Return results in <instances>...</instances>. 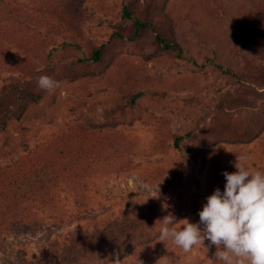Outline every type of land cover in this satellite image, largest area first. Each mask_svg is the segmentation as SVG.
Listing matches in <instances>:
<instances>
[{
	"label": "rangeland",
	"instance_id": "374dc122",
	"mask_svg": "<svg viewBox=\"0 0 264 264\" xmlns=\"http://www.w3.org/2000/svg\"><path fill=\"white\" fill-rule=\"evenodd\" d=\"M16 1L28 2L30 8L34 4ZM126 1L83 0L79 6L89 18L78 31L66 32L62 22L68 21L63 16L62 22L46 19L40 30L45 49L36 69L46 74L67 63L70 75L74 67L79 74L46 91L22 116L13 113L0 125V264H30L35 259H56L61 253L68 259V233H92L121 220L123 212L132 217L145 211L152 216L151 238L122 252V264L137 260L197 264L198 259H215L217 249L208 241L205 248L196 246L190 253L160 241V220L171 214L176 222L197 223L206 197L216 188L224 190L222 172L236 171V157L247 156L246 166L264 173V132L248 144L214 146L194 184L189 183L190 190L185 181L192 180V171L180 150L184 143H179L180 149L174 146L177 136L198 123L202 126L205 116L208 123L214 100L229 88L232 91L233 80L229 84L220 71L243 70L247 64L241 63L243 59H251V47L256 49L255 40L250 42L253 27L245 24L249 17L243 13H250L257 2L263 10L264 0H165L161 14L170 20L168 28L182 58L151 55L144 46L145 36L160 20L151 13L143 37L135 38L133 13L130 18L123 15ZM145 1L139 0L140 5ZM18 19L29 20L21 13ZM98 48L104 55L101 68H80L92 62ZM3 59L0 53V89L23 82ZM258 92L249 97L250 104L231 111L240 131L244 109L256 111L255 104H261L264 90ZM114 113L115 124L109 121L89 138L93 143L96 139L97 150L69 154L67 133L75 132V126L87 128L83 123L89 116L103 121V114ZM176 174L183 184L175 182ZM42 188L49 193L44 209L36 210L31 206L37 204L35 198L27 196ZM7 204L11 209L4 214Z\"/></svg>",
	"mask_w": 264,
	"mask_h": 264
},
{
	"label": "trees",
	"instance_id": "16d2710c",
	"mask_svg": "<svg viewBox=\"0 0 264 264\" xmlns=\"http://www.w3.org/2000/svg\"><path fill=\"white\" fill-rule=\"evenodd\" d=\"M30 1L31 3L34 1L31 8L28 2L0 0V53L4 57L3 60L13 67L12 70L15 73H20L21 77L24 78L21 83L4 86L0 89V125H4L6 118H9L13 113L16 117L22 116L29 104L36 103L44 97L46 91L37 88L38 77L48 76L59 83L63 80L68 81L71 76L77 77L79 74L77 67H74L72 75H70L67 63L56 65L55 69L47 71L46 74L37 70L36 64L43 57L42 50L45 49V43L40 38L42 36L39 33L43 25L47 23L46 19L50 18L62 22L63 16L64 20L68 21L62 22L66 24L64 26L65 31L71 33L78 31L79 25H82L89 18L85 10L79 6L83 0ZM166 1L146 0L143 5H140L139 0H127L123 7V15L130 18V12L133 13L135 18L133 20L134 37L140 39L143 37L142 31L150 24L148 19L152 13V17L160 21L158 25H155L156 28L152 26L149 36H145L147 41L144 46L148 48L151 55L182 58V49L172 30L168 28L170 20H164L168 19V16L161 14L162 4ZM128 6L130 7L128 8ZM26 7L30 9V14L33 15L32 19H30ZM252 9L249 10L250 13H243L244 18L249 17L245 24L253 27L250 42L255 40L256 49L251 47V50L253 49L251 59H243L241 63H247L243 70L234 71L227 68L220 71L217 67L224 77L229 78V84L230 78L233 80L232 91L230 92L229 88L214 100L208 113L210 116L208 123L205 122L207 118L205 116L202 126L199 123L196 124L185 135L177 136L174 142L175 148L179 149V143H184V147L180 150L184 151V162L192 171V180L185 181L188 182L185 184L187 190L191 189V184H194L198 172L210 160L214 146L218 144L230 146L248 144L264 132V97L260 100V105L255 104L256 111L250 108L244 109L246 114L241 119L242 131L238 129L241 127L237 126V122L236 126L233 125L235 119H232L231 115V111L237 112L242 106L250 104L249 97L251 95L257 96L259 90H264V37L261 38L262 33H264V9L262 10L260 2L255 3ZM20 13L29 20L25 23L20 22L18 19ZM102 50V48L95 50L91 56L92 62L83 64L80 68L88 69L94 66V68L100 69L104 61ZM26 76L28 80L25 79ZM118 108L117 106L113 107L115 111ZM115 115V113L103 114V121L89 116L85 118L83 123L84 126H88L87 128L75 126V132L67 133L74 143L68 142L70 145L68 147L69 154L76 150L82 154H91V150H97L96 139L93 143L89 138L102 131L109 121L115 124L113 123ZM253 119H256V122ZM102 141L106 142L107 140L103 139ZM174 176L177 184H183L180 175ZM46 190L47 188H42L38 192L37 189H32L28 193V199L34 201L35 198L34 202L37 204L31 206H37L36 210L44 209L49 193ZM30 207L25 208V210H29ZM8 209H11L10 204L2 208V212L5 214ZM151 218L152 216L146 211L132 217L130 215L125 216L123 212L121 220L109 223L104 229H96L92 233L84 231L68 233L65 242V245H68V259L64 258L61 253L59 255L61 259H58L59 256L56 259H35L30 264H112L113 259L117 256L118 258L121 257L122 252H127L132 244L135 243L136 245L142 239L151 238V235L148 234V227L151 228L152 225L149 223ZM26 230L30 232L28 229ZM214 261L215 264H222L216 259H198L197 264H213Z\"/></svg>",
	"mask_w": 264,
	"mask_h": 264
},
{
	"label": "clouds",
	"instance_id": "9594fccd",
	"mask_svg": "<svg viewBox=\"0 0 264 264\" xmlns=\"http://www.w3.org/2000/svg\"><path fill=\"white\" fill-rule=\"evenodd\" d=\"M38 87L51 92L59 83L48 76L37 79ZM234 173L222 172L224 190L214 189L198 212L199 221L176 222L171 214L161 221L158 239L190 253L205 241L217 249L222 264H264V173L247 167V156L236 157ZM177 224L181 225L177 228ZM112 264H122L118 256ZM137 264H143L137 260ZM165 264H169L166 260ZM215 264V261L213 262Z\"/></svg>",
	"mask_w": 264,
	"mask_h": 264
}]
</instances>
